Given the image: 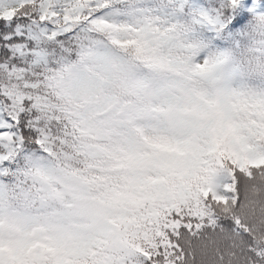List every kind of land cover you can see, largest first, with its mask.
<instances>
[{"label":"snow or ice","instance_id":"snow-or-ice-1","mask_svg":"<svg viewBox=\"0 0 264 264\" xmlns=\"http://www.w3.org/2000/svg\"><path fill=\"white\" fill-rule=\"evenodd\" d=\"M0 264H264V0H0Z\"/></svg>","mask_w":264,"mask_h":264}]
</instances>
